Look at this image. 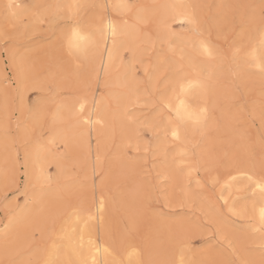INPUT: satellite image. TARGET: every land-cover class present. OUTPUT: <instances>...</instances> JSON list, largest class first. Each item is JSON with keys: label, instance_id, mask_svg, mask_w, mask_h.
I'll list each match as a JSON object with an SVG mask.
<instances>
[{"label": "snow or ice", "instance_id": "snow-or-ice-1", "mask_svg": "<svg viewBox=\"0 0 264 264\" xmlns=\"http://www.w3.org/2000/svg\"><path fill=\"white\" fill-rule=\"evenodd\" d=\"M0 40V137L23 149L25 184L0 264H264V0H0ZM117 60L120 91L102 108L89 99L97 61L107 75ZM31 89L42 102L24 103ZM64 127L86 162L97 135L91 184L86 172L39 183L33 146ZM177 207L203 217L201 247L154 227L183 218Z\"/></svg>", "mask_w": 264, "mask_h": 264}, {"label": "bare ground", "instance_id": "bare-ground-1", "mask_svg": "<svg viewBox=\"0 0 264 264\" xmlns=\"http://www.w3.org/2000/svg\"><path fill=\"white\" fill-rule=\"evenodd\" d=\"M148 1L150 3L153 2V0H148ZM16 2L20 3L19 0H16ZM105 62H107V54L106 53H105ZM97 69H98V74L97 73L93 74L92 93L89 95V99H92L93 95H94L96 101H103V104L101 105V107L103 108L107 105L108 101H110L112 99V95L103 94L105 92L102 93L98 90H95V88L96 87L102 88L104 85H106L108 83H111V84L118 87V83L123 78L124 69L119 67V60H117L116 64L110 68L109 74H107V75H106L104 67L100 63V61H97ZM2 75H3V73H1V71H0V77H2ZM15 87H16V85L13 84V88H15ZM0 92H1V94L3 93V87L2 86H0ZM2 96H3V94H2ZM24 100H25V95H24ZM24 103L26 104V101H24ZM38 103H40V102L38 101L36 104H38ZM39 134L40 133L38 131L37 135H39ZM110 135H111L110 131L106 132L105 138L110 137ZM65 140L70 145L69 149H65V147H63L66 150L65 153L74 155V157H77L76 159L81 158V161L82 162L84 161V167H85V170H86L88 176L92 179V170L96 166V155H97V135H96V133L93 132L91 137L88 140V147L90 148V160L86 162L84 156L80 154V148H79L80 134H79V132L72 127H64V128H59L54 134H48L46 132V134L43 135L42 143L39 146V148H36L35 146H33V159L38 161L35 164V168H36L37 174L39 175V183L40 184H44L47 180V177L51 175L49 173V165H52V167H54L55 171H56V173L51 175V176L55 177L64 171L65 166L67 165V164L65 165V161L63 159L64 156L60 157L57 154L55 155L53 150L59 144H62L64 146ZM10 146H11V144L9 145L8 150L6 151L4 141L2 138H0V173H1L0 175H3L4 178H5L6 171L10 175L13 163L16 160L14 158V156L16 154V153L14 154V151L16 152V150L11 149ZM9 149L13 150L14 156L12 155V153H10ZM20 155L22 158L21 164L23 165V163H24V151H23V149H21V153L19 154V156ZM32 167H33V165L30 164V170ZM18 180H19V177H18ZM33 182L36 183L35 180ZM98 182L99 181L97 180V183ZM89 184H91V182ZM22 194H23L22 195L23 201L21 202L22 204L18 203L20 205H23L25 202V184H23ZM53 194H54V192H50V193H48V196H51ZM39 195H40L39 185H38L35 193H33L31 185H29L28 196L32 199H37L39 197ZM12 202H13L12 208H9L7 210L5 208L6 218H5V220H3L4 222H2V226L0 227V231H1L0 238H2V236L4 234L6 224H9V230L11 231L12 229H14L17 226L18 222H22V220H23V216L20 214L18 209L15 210V212H13V208H14L15 204H17L16 200L14 199ZM5 205H6V203H5ZM10 216H14V220L11 224H10ZM181 223H182V221H181Z\"/></svg>", "mask_w": 264, "mask_h": 264}, {"label": "rangeland", "instance_id": "rangeland-1", "mask_svg": "<svg viewBox=\"0 0 264 264\" xmlns=\"http://www.w3.org/2000/svg\"><path fill=\"white\" fill-rule=\"evenodd\" d=\"M6 2V1H5ZM20 3L23 4H31V3H37V2H41V0H19ZM52 2H55V0H52ZM145 2L150 3L148 0ZM194 2H199V3H215V4H220V3H236V2H247V0H194ZM5 51L3 49V41L0 40V71L1 73L4 72V64H5ZM3 61V62H2ZM2 62V63H1ZM2 64V65H1ZM2 66V67H1ZM9 74H11L9 72ZM113 77V76H112ZM95 90H98L100 92H105L103 94H108V95H113L116 92H119L120 89L111 84L108 83L106 85H104L102 88L100 87H96ZM113 93V94H112ZM25 95V100L27 105H33L36 104L38 101L42 102L40 100L41 97H43L44 93L37 90V89H31L27 92L24 93ZM19 103V101H17ZM3 103V96L0 92V105H2ZM19 112L16 113V115H20ZM14 126V125H13ZM110 131V130H109ZM46 134V132H45ZM44 134V135H45ZM2 138V137H0ZM3 139V138H2ZM10 145V144H9ZM11 147V146H10ZM64 146L62 144H59L56 148H54V153L55 155L57 154L58 156H64L63 159L65 161V169L63 172H68L69 175H75V174H79L81 178H83L86 170L84 167V161H81V158L76 159L77 157H74V155L72 154H67L65 153V149L63 148ZM11 149H13L11 147ZM9 149L10 153H12L13 155V150ZM56 149V150H55ZM16 153V154H15ZM20 152L17 154V152L14 151V158L17 159L19 158L20 161V165L21 164V155L19 156ZM16 161V160H15ZM109 163H115L114 158L112 156H109L108 159L105 160V167H107L109 165ZM20 175H18L19 177V182L17 185L12 186L7 192L5 190V178L3 177V175H0V227L2 226V222H4L3 220H5L6 218V213H5V203H7L5 201V196L7 195L8 197V201H13L14 199L16 200L17 203H21L23 201V184H24V176L22 175L24 169H23V165L20 167ZM22 171V172H21ZM49 173L51 175L55 174V168L52 167V165H49ZM87 173V172H86ZM1 174V173H0ZM88 175V174H87ZM60 181L61 183H63L64 181V177L60 176ZM88 182L92 183V179L88 176ZM20 184V185H19ZM16 187H18L20 189V191H16ZM21 193V194H20ZM22 204V203H21ZM166 211H175L177 213L183 212L186 215L183 218H177V217H173L170 219H153L152 223L154 225V227L163 235H167L170 231L171 232H187L190 234V244L194 247V248H199L202 245H204L205 241L208 239V235L206 232H201L200 230H198L196 228V224L197 223H202L203 222V217L200 216V213L198 210L193 209L192 211H189L188 208H184V209H180V208H169L166 209ZM197 217H199V221L197 220ZM182 221V223H181ZM167 224H166V223ZM177 222V223H176ZM170 225V226H169ZM183 225V226H182ZM178 226V227H177ZM189 227V228H188ZM165 230V231H164ZM1 233V231H0Z\"/></svg>", "mask_w": 264, "mask_h": 264}]
</instances>
